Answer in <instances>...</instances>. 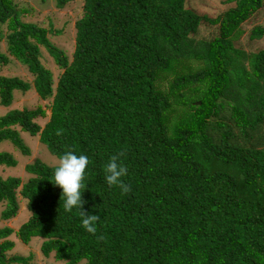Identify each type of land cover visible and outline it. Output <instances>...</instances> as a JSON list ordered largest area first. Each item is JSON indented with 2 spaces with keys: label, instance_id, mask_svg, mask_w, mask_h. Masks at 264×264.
I'll use <instances>...</instances> for the list:
<instances>
[{
  "label": "trees",
  "instance_id": "16d2710c",
  "mask_svg": "<svg viewBox=\"0 0 264 264\" xmlns=\"http://www.w3.org/2000/svg\"><path fill=\"white\" fill-rule=\"evenodd\" d=\"M26 13L0 0V63L33 75L0 74V142L29 155L25 131L58 157L87 155L83 209L100 220L88 233L81 210L63 208L55 165L36 159L25 181L0 175V219L20 198L30 212L16 230L0 227V264H31L6 256L12 233L42 238L41 253L64 264H264V47H252L264 0H82L70 56ZM31 88L46 107L10 108ZM121 150L126 194L103 171ZM16 165L0 151V168Z\"/></svg>",
  "mask_w": 264,
  "mask_h": 264
},
{
  "label": "rangeland",
  "instance_id": "374dc122",
  "mask_svg": "<svg viewBox=\"0 0 264 264\" xmlns=\"http://www.w3.org/2000/svg\"><path fill=\"white\" fill-rule=\"evenodd\" d=\"M17 4L18 8H25L27 13L22 15L21 19L24 21L35 22L40 26L47 27L51 33L48 34L49 40L52 44L58 48L64 50L67 55L73 48L74 42V22L81 15V5L82 0H72L67 3L63 8H57L54 0H13ZM215 8L220 7L219 4L212 3ZM222 7V6H221ZM220 10V8H219ZM258 23H264V13L261 14ZM1 51H6V45L1 42ZM252 47H264V39L255 41L252 43ZM41 62L46 67L49 68L54 73V78L59 73L60 69L54 66L53 60L49 55L48 51L41 48ZM0 74L9 76H18L30 82L33 81V75L30 74L25 66L16 62L14 59H10L6 64L0 63ZM38 104L46 107V102H42L36 94L32 91L21 92L16 90L13 96V103L10 108H23L29 107L34 108ZM8 108L0 105V115H3ZM48 119V116L44 118H37V122L40 125ZM20 137L23 139L24 143L30 149L29 155L22 154L17 148H15L9 141L4 140L0 142V151H8L12 153L17 161V165L14 167H2L0 168V175L2 177L19 176L22 181H25L28 177V173L24 169L25 165L33 162L36 159L46 163L47 165H56L58 161V156L50 153L47 148L38 140L35 135H30L25 131H19ZM20 209L19 213L7 221H2L0 219V227L6 225L13 229H17L18 226L23 223L30 212L26 208L24 200L20 198ZM2 206V205H1ZM8 239L14 243V247L11 250L6 251V256L10 257L13 255H21L25 258H31L30 263L35 264H64L63 261L54 259L53 253L48 256H44L40 250V244L42 238L34 236L30 239L28 243H23L15 233L8 236ZM13 264H22L21 262H16ZM78 264H84V261Z\"/></svg>",
  "mask_w": 264,
  "mask_h": 264
},
{
  "label": "clouds",
  "instance_id": "9594fccd",
  "mask_svg": "<svg viewBox=\"0 0 264 264\" xmlns=\"http://www.w3.org/2000/svg\"><path fill=\"white\" fill-rule=\"evenodd\" d=\"M62 129H58L56 134L61 135ZM126 156V150H121L112 155L108 163L104 166L105 181L109 187L118 186L123 194L131 191L130 185L123 183L128 168L125 166L123 157ZM90 161L87 155H77L73 151H68L58 158L53 170V178L51 182L54 186H58L61 191L60 199L63 201V208L66 212H72L74 208L80 209L81 226L90 234L96 235L97 222L100 217L96 214H88L83 209L85 200L82 198V192L86 185L83 183L85 179L86 169ZM83 189V191H81ZM98 240H103L101 234L97 236ZM49 264V263H48Z\"/></svg>",
  "mask_w": 264,
  "mask_h": 264
}]
</instances>
